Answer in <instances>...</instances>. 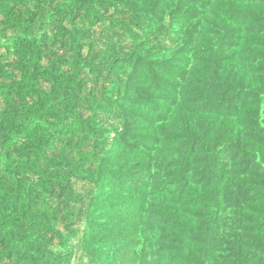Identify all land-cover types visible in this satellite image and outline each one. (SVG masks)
I'll list each match as a JSON object with an SVG mask.
<instances>
[{
	"label": "trees",
	"instance_id": "16d2710c",
	"mask_svg": "<svg viewBox=\"0 0 264 264\" xmlns=\"http://www.w3.org/2000/svg\"><path fill=\"white\" fill-rule=\"evenodd\" d=\"M0 264H264V0H0Z\"/></svg>",
	"mask_w": 264,
	"mask_h": 264
}]
</instances>
